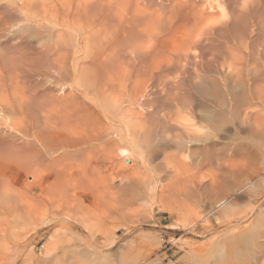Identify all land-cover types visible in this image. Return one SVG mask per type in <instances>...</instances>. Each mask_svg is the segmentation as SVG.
<instances>
[{
    "label": "bare ground",
    "instance_id": "1",
    "mask_svg": "<svg viewBox=\"0 0 264 264\" xmlns=\"http://www.w3.org/2000/svg\"><path fill=\"white\" fill-rule=\"evenodd\" d=\"M261 26L264 0H0V264H94L68 245L69 234L83 226L94 240L106 219L130 217L129 208L156 197L155 181L180 154L197 174L207 163L235 178L254 171L251 136L264 130L254 72L264 39L252 34ZM235 77L243 96L230 92ZM227 113L232 129L222 134ZM157 119L165 134L154 142L148 130ZM224 147L236 151L231 164L216 156ZM195 175V186L182 189L187 200H169L174 210L207 192L198 187L204 174ZM204 196L211 209L230 201L229 193ZM44 224L74 233L56 228L49 256L23 257L19 241ZM254 233L221 239L206 264H264V231Z\"/></svg>",
    "mask_w": 264,
    "mask_h": 264
},
{
    "label": "rangeland",
    "instance_id": "2",
    "mask_svg": "<svg viewBox=\"0 0 264 264\" xmlns=\"http://www.w3.org/2000/svg\"><path fill=\"white\" fill-rule=\"evenodd\" d=\"M258 33H260V34H252V36L254 38H259L258 40L262 42L264 39V26H261L260 30L258 29ZM261 37H262V39H261ZM262 72H264V63H263V65H261L260 68L256 69V71L254 72L255 74L257 73L256 75L258 77L257 78L258 83L256 82V84H255V87H256V85H258V88L256 87L257 92L259 91V87L261 89L263 88L262 91H264V73L262 75ZM260 76H261V78H259ZM213 83L215 84V82H213ZM228 83H229V88L230 89L232 88L230 90V92H232L231 93L232 95H233V93L237 94L239 92V94L241 93V95L243 96V93L246 90V84L243 80L239 79L238 77L237 78L235 77L234 80L229 79ZM216 88H218V87H216ZM242 88H244V89H242ZM240 90H241V92H240ZM245 92L247 93V91H245ZM212 95H215V94H212ZM244 95L246 96V94H244ZM210 97H211V94L208 96V98H210ZM212 97H214V96H212ZM221 119H222V117H221ZM159 120L157 119L156 121L159 122ZM223 120H224V122H223ZM231 120H232L231 115H229V113L224 115V118L222 119L223 123L221 122L223 124V126H222L223 129L221 130L222 134L226 133L225 131L227 130V128H231V126H232V124L230 123ZM154 122H155V120H154ZM154 122H153V125L155 124ZM157 122H156V124H159V125L155 124L154 125L155 129H153V126L151 125L152 123L150 124L152 127L149 126V129L150 128L151 129L148 130V133L149 134L151 133V134L149 135L147 133L149 135L148 136L149 139L151 138L150 140H153L154 142L158 140L157 137L159 135H160L159 136V138H160L162 136V134L163 135L165 134L164 133L165 130H163V128H162L163 127L162 125H164L165 122L164 123L162 121H161V123L160 122L157 123ZM219 127H221V125H219ZM164 129L167 130V125L164 127ZM174 129L175 130H173V131H176V133H178V131L176 130L175 127H174ZM232 132H235V131L231 130V132L229 133L230 136L233 134ZM255 132H257L256 135H255ZM255 132H254V135L251 134V135H253V136H251L253 138V139L251 138V140L254 141V139L256 138L255 142L251 143L252 144L251 146L254 150L255 155L257 154V156H255V159H254L255 161L253 160L254 166H251V168L254 167V169H253L254 171H252V169H251V171L253 173L251 172L248 175L249 177L243 176L242 178H240V176H239L237 178V176H238L237 175L235 178L234 175H236V174H234L235 173L234 170L228 171V169H227L225 171L226 168H224L223 169L224 173H223L221 171H218V169L216 168L217 163H215L216 166H214V164H212L213 166H210V164L207 163L206 165H204V167L207 165H209V166L205 167V169L202 168V170H200L201 172L203 171L202 174H204V176H205V178H204L200 171H199L200 174H197L194 172L195 170L197 172L198 168L195 169L196 165H194V167H192V165L195 164L192 162V159L187 158L185 155V159H186V161H185L184 158L180 157V155L182 157H184V154L183 155L180 154L178 156L179 159H176L177 163L176 164L174 163L175 166L173 164V167H169V168L166 167L167 169L164 170L163 173L167 172L168 175H167V173L162 174L159 177V180H157L158 182L155 181L154 184L156 187V192H155L156 197L153 198V200L151 198H149L150 200L147 198V199H145L147 201H144V202H142L140 200L141 202H139V203H144V204H141V206H140V204H139V206L136 204V205H134V207L132 206L133 208L132 207H131V209L129 208L127 211L130 212L131 210H133L130 214V217L127 216V215H129V213L125 212V214H124V217L126 216L125 219L123 216H120L121 219L115 217L116 220H118L117 222L115 221V218H114V220L108 218L110 220L106 219L105 221H103L104 223L99 225V226L97 225L99 223H97L96 224L97 226L96 227L94 226L96 239L92 240L93 238H90L91 236L89 235L88 230L85 227H84V229L86 231L83 228H81L83 226H81V227L78 226V231L83 236L80 234L78 235L76 233H75V235L77 237L81 236L82 238L80 237V239L84 240V242L82 241L80 243V239H78L79 243H80V245H78L79 243L77 242L78 241L77 237L76 236L73 237L74 235H70L68 233V232H70V229L62 227L61 224L60 225L59 224L54 225V226H50V225L46 226V224H44V225H41L42 228L39 226L41 229L39 228L38 233L32 232L30 234H27L29 236L20 240L19 241L20 246L18 245V247L17 248L15 247V248L17 251L20 248H21L20 250H23V251H20V252H22L23 257H27L28 256L27 253H30V251L33 250L31 252L35 253V257L41 256L43 258V256H44L46 258L48 254H46L45 251L49 246L48 243H50V240L54 238V234H57L60 229H63V230H68V231H62V230H60V231H62L66 235L69 234V236H70V237L68 236L69 240L72 241V242L68 243V245L71 244L70 246H73L72 248H74L75 250L77 249L78 251L81 250L80 252L84 251L83 248L86 249L84 251L85 255H87V258L88 259L90 258V260H92L94 262V264H141V262H142V264H206L208 262L213 263L214 259L217 256H219V251L223 249L222 248L223 243L221 242V239L223 240V239L229 238L233 235H240V234H244V235L248 234L249 236H251V235L255 234L254 232L264 231V130H263V133H262V130L260 132H259V130H256ZM235 134L236 133H234L232 135L233 137L235 136V138L238 136H244L243 133H241V134L238 133L237 134L238 136ZM257 134L260 135V137ZM257 137H259V138H257ZM256 149H258V150H256ZM235 152L236 151L231 147H224V148H222V150L220 149L219 151L216 152V156L217 155H218V157L221 156L222 159L225 160V161H222L221 157H219L220 161L225 162V163H227V162L230 163V160H231L230 158L231 157L234 158ZM188 160L191 163V165H190L188 162L189 166L187 164ZM159 162H160V160H159ZM234 162H236V161L234 160ZM164 166H165V164H164ZM162 168L163 167L161 166L160 169H162ZM150 171L152 172L151 169L147 171L148 174L151 173ZM215 171L216 172L218 171V172L216 173ZM219 172H221V174ZM225 172H228V173H225ZM215 173H216V175H218V173H219V175L216 176ZM191 174H193V175H191ZM195 174H197V175H195ZM164 175H166V176H164ZM194 175L196 176L197 179L198 178L199 179L204 178L203 181L198 179L200 182L199 183L197 182V183L198 184L201 183V186H198V187L201 188V187L205 186L206 191L207 192L209 191L208 194L210 195V193H211L210 197H212V195L214 196V198L212 197V199L215 200V198H216L215 195L217 196V200H215V201H218L219 199H224L225 198L224 196H226V194L229 193L230 194V198H229L230 201L228 203H224V202H221V200H220L219 203H216V205L213 206V208H212L213 210H212L209 207V205L206 204V203H208V201H207L208 199L206 200L207 202L205 201L203 203L204 206L202 204V201L199 200V198L202 200V198L205 194L208 197L207 192H205V190L200 192V190H203V189L199 188L200 190L196 191L197 194L199 192L198 197L194 198V199H192V198L188 199L189 202L186 201L188 207L183 206L184 208L182 207L181 209H183V210H181V211L179 208H177V209H179V211L176 209L174 210V207H171L172 205L170 204L171 200L176 198L175 195L177 197H179V195H180V197L182 199H183V197H185V200H187L186 196H184L185 195L184 193H185V190L187 189V186H189V183L191 186L192 185L195 186L194 185L195 184L194 183V179H195ZM162 176H163V178H161ZM198 176H200V177H198ZM214 176H216V177H214ZM218 177L221 179V181H220V179H218ZM110 178H111V176L108 179H110ZM185 178L186 179L188 178V180L190 179V181L186 180ZM184 179H185V181H184ZM249 179H250L251 183L249 182ZM186 181H187V184H186ZM192 182L194 184H192ZM182 183H183V185L181 187ZM216 183L217 184L220 183V187L222 186L223 188L220 189L219 185H217ZM222 183H224V185ZM225 184H227L231 188V189L229 188L230 191L227 190L228 187H226L227 185L225 186ZM249 185H251V186L255 185L254 187L256 188V190H255V188L251 189V190L250 189L247 190L246 186L248 188H250ZM183 186L186 188L184 191L182 190V189H184ZM214 186L215 187L217 186L219 189L218 190L216 188L214 189ZM241 187H244L245 189H243L242 192H239L238 189ZM179 188L181 191L179 190ZM189 188H191V187L189 186ZM193 188L197 189L196 187H193ZM248 191H249V193H248ZM205 196H204V198H205ZM196 199H198V200H196ZM169 200H170V202H169ZM194 200H196L197 202L195 201L196 202L195 203ZM199 201H200V203H198ZM188 203L190 204V206ZM186 208H188V209H186ZM98 211H100V210L96 209V212L99 215L101 211L100 212H98ZM176 211H178V212H176ZM96 212H94V213H96ZM94 221H96V220H94ZM108 224H109V226H108ZM55 226H57V227H55ZM98 227H100V228H98ZM113 227H115V228L117 227V228L115 229ZM56 228L57 229L59 228L57 230V233H55ZM107 228H108V230H107ZM91 229L94 230V228L92 226H91ZM112 229H114V230H112ZM71 232H73V231H71ZM90 232H92V231H90ZM104 232H106V233L104 234ZM63 233H61V234H63ZM96 233H98V234H96ZM102 235H104V236H102ZM70 238H74V239L72 240ZM67 240H68V238H67ZM69 240L67 242H69ZM109 240H110V242H109ZM260 240L262 241V239H260ZM260 240H258V241H260ZM86 242H87V245L85 244ZM83 243L86 246L83 245ZM90 243H91V245H90ZM63 244L67 245L66 242ZM22 246H24V247H22ZM87 246H89V248ZM78 248L79 249L81 248V249L79 250ZM87 248H88V250H91V251H88ZM253 248H255V247H253ZM16 250H14V251L16 252ZM257 250L258 249L256 248V251ZM258 255L262 259H264V256H262L261 254H258ZM85 258H86V256H85Z\"/></svg>",
    "mask_w": 264,
    "mask_h": 264
}]
</instances>
